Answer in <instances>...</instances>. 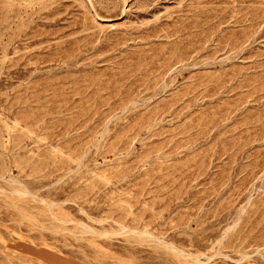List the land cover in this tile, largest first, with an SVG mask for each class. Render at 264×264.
Here are the masks:
<instances>
[{
    "label": "rangeland",
    "instance_id": "obj_1",
    "mask_svg": "<svg viewBox=\"0 0 264 264\" xmlns=\"http://www.w3.org/2000/svg\"><path fill=\"white\" fill-rule=\"evenodd\" d=\"M0 264H264V0H0Z\"/></svg>",
    "mask_w": 264,
    "mask_h": 264
}]
</instances>
